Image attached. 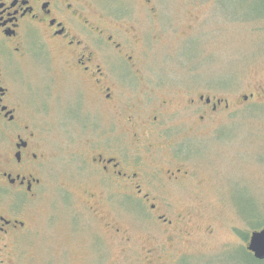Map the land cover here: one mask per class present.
I'll return each instance as SVG.
<instances>
[{
  "label": "rangeland",
  "instance_id": "rangeland-1",
  "mask_svg": "<svg viewBox=\"0 0 264 264\" xmlns=\"http://www.w3.org/2000/svg\"><path fill=\"white\" fill-rule=\"evenodd\" d=\"M121 1L139 35L140 65L156 83L144 105L160 108L173 97L178 105L195 101L188 111L198 152L185 163L188 179L168 187L171 197H149L154 213L141 197H116L120 185L102 186L98 174L90 177L88 162L106 146L104 117L97 114L99 134L83 137L60 123L68 134H58L50 123L43 188L22 206L26 226L11 236L0 260L257 264L240 250L254 232L245 215L255 206L264 214V17L255 18L264 14V0ZM201 95L223 106L212 112L198 101ZM200 116L205 120L194 126Z\"/></svg>",
  "mask_w": 264,
  "mask_h": 264
},
{
  "label": "flooded vegetation",
  "instance_id": "flooded-vegetation-1",
  "mask_svg": "<svg viewBox=\"0 0 264 264\" xmlns=\"http://www.w3.org/2000/svg\"><path fill=\"white\" fill-rule=\"evenodd\" d=\"M127 14L121 0H0V259L26 226L22 206L43 188L50 123L58 134L72 125L74 137H83L99 134L97 114L104 117L106 146L88 162L89 176L120 185L116 197H141L154 213L149 197H171L168 187L188 179L185 163L198 152L188 111L195 101L144 105L156 83L140 65L139 35ZM198 101L212 112L223 106L203 95Z\"/></svg>",
  "mask_w": 264,
  "mask_h": 264
},
{
  "label": "trees",
  "instance_id": "trees-1",
  "mask_svg": "<svg viewBox=\"0 0 264 264\" xmlns=\"http://www.w3.org/2000/svg\"><path fill=\"white\" fill-rule=\"evenodd\" d=\"M264 17V14L257 15L255 18ZM248 97H245V100H247ZM250 221L251 226L254 231H258L262 228H264V214L260 213V211L257 210V207L255 206V209L253 211H248V214L245 215ZM244 240L248 241L249 234L244 235ZM240 251L245 253L249 258H251L255 263L257 264H264V261H259L254 258V256L246 249L242 248Z\"/></svg>",
  "mask_w": 264,
  "mask_h": 264
},
{
  "label": "water",
  "instance_id": "water-1",
  "mask_svg": "<svg viewBox=\"0 0 264 264\" xmlns=\"http://www.w3.org/2000/svg\"><path fill=\"white\" fill-rule=\"evenodd\" d=\"M247 250L256 260L264 261V228L252 232Z\"/></svg>",
  "mask_w": 264,
  "mask_h": 264
}]
</instances>
